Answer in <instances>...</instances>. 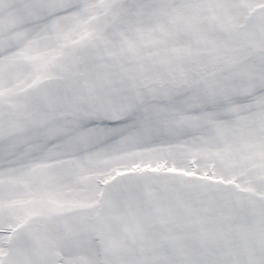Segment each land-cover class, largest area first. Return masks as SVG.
I'll return each mask as SVG.
<instances>
[{
    "label": "snow or ice",
    "instance_id": "obj_1",
    "mask_svg": "<svg viewBox=\"0 0 264 264\" xmlns=\"http://www.w3.org/2000/svg\"><path fill=\"white\" fill-rule=\"evenodd\" d=\"M0 264H264V0H0Z\"/></svg>",
    "mask_w": 264,
    "mask_h": 264
}]
</instances>
